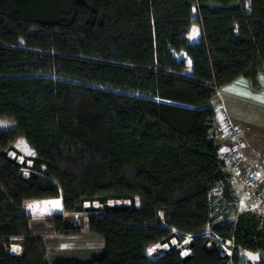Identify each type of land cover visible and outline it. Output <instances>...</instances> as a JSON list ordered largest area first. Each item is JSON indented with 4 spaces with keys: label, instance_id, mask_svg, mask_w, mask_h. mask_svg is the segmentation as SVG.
Instances as JSON below:
<instances>
[{
    "label": "trees",
    "instance_id": "1",
    "mask_svg": "<svg viewBox=\"0 0 264 264\" xmlns=\"http://www.w3.org/2000/svg\"><path fill=\"white\" fill-rule=\"evenodd\" d=\"M263 70L264 0H0V119L16 124L0 130V264H46L24 203L59 197L105 241L84 264H252L240 249L264 254L260 213L214 226L233 256L203 232L214 189L230 188L215 87L241 76L257 86ZM19 138L35 152L29 176L9 155ZM48 221L81 232L63 215ZM185 234L190 254L149 257ZM16 237L21 254L9 251Z\"/></svg>",
    "mask_w": 264,
    "mask_h": 264
},
{
    "label": "crops",
    "instance_id": "2",
    "mask_svg": "<svg viewBox=\"0 0 264 264\" xmlns=\"http://www.w3.org/2000/svg\"><path fill=\"white\" fill-rule=\"evenodd\" d=\"M212 105L216 113L225 106L231 119L241 127L244 144L241 158L242 168L248 170L255 167L259 162H264V70L257 77V86H254L250 79L243 76L222 86L220 92L213 99ZM215 125V140L221 156L222 153L230 150L232 142L221 130L218 122ZM259 184L260 187L264 188V165ZM224 185L219 184L218 186H223L222 191L227 196L230 191ZM219 192H221L220 188L216 193ZM252 193H247L246 197H252ZM43 202H47V206ZM30 203H38L37 208L30 210ZM24 209L31 217L30 229L32 233L35 237L41 238L47 247L46 264H84L104 255V239L89 231L88 226L79 234H64L48 221L52 215H64L67 218L69 215L77 214L76 212L68 213L64 210L61 197L28 200L24 203ZM74 221L73 226H77L79 224L78 219ZM14 239L19 240L20 243L17 245V249H14L16 252L13 253L21 254L23 250L22 239L19 237ZM261 255L264 256V254Z\"/></svg>",
    "mask_w": 264,
    "mask_h": 264
},
{
    "label": "rangeland",
    "instance_id": "3",
    "mask_svg": "<svg viewBox=\"0 0 264 264\" xmlns=\"http://www.w3.org/2000/svg\"><path fill=\"white\" fill-rule=\"evenodd\" d=\"M194 16H197L196 11L194 12ZM201 36H202V30L198 25H194L188 34V37L192 42L198 41L201 38ZM15 127L16 124L11 119H7V118L0 119V130H9ZM9 155L16 162L25 163L24 175L29 176L31 171L27 168L34 164L32 159L35 156V152L33 151V149L30 148V146L27 144L24 138H19L15 142L14 150L10 151ZM241 179L243 181L242 183H241ZM231 180H229V184H230V188L232 189V193H231V189L229 188L230 191L229 195L227 196L224 195L222 191L223 186L222 187L218 186L217 189H214L212 196V220L210 225L203 233L204 234L207 233L208 235L215 238L216 242H211L209 244L210 247L218 246L223 251L224 254L233 256L234 249L237 247L236 244L232 240L223 241L221 238L217 237L213 232V228L218 224L225 223L228 221L235 222L240 214L246 212L259 211L260 213H262V215H264V196L262 195L263 192L262 190L264 188L260 187V184L257 186L256 189L250 188L249 184H247V182L245 181L244 176L237 174L234 171ZM259 181H261V178ZM222 185H224V183H222ZM219 188L221 189V192L217 194L216 192L219 190ZM247 193H252L253 196L246 197ZM121 204H130V201L109 200L107 203V205L109 206L121 205ZM90 206H94L99 212H102L104 210V206L98 202H95L94 204H91L89 202L85 203V207H90ZM76 213L77 214L75 215H69L67 218H65V216L63 215L65 218V224L68 227L73 226V222H75L74 220L78 219L79 224L77 225V227H80L82 232L85 229V227L88 226L87 213L85 212H79V213L76 212ZM72 234H79V233H72ZM184 237L185 239L182 241L178 240L177 238H174L168 243L157 244L155 247L156 249L153 248L149 250L148 253L149 257L153 259L154 257L156 258L173 249L179 250L182 256H186L190 254L191 251L188 248V244L190 243V241L193 239L194 236L190 234H185ZM11 241H12V245H11L12 249L9 251L16 252L14 249H17V245L20 243V241L15 240L14 238ZM22 242L23 239L21 243ZM240 255L252 264L258 263L260 257L262 256L260 253H251L243 249H240Z\"/></svg>",
    "mask_w": 264,
    "mask_h": 264
},
{
    "label": "built area",
    "instance_id": "4",
    "mask_svg": "<svg viewBox=\"0 0 264 264\" xmlns=\"http://www.w3.org/2000/svg\"><path fill=\"white\" fill-rule=\"evenodd\" d=\"M220 87H215L217 93L220 92ZM218 124L224 134L230 138L232 146L229 151L221 154V159L224 161L226 172L228 173V180H231L233 171L237 174L243 175L247 184L250 188L256 189L259 180L262 175L264 162H259L255 167L244 170L241 166L242 158V130L241 127L236 124L230 117L229 112L225 106L221 107L216 115ZM232 181V180H231ZM262 195L264 196V189L262 190ZM258 213H260L258 211ZM262 215V213H260ZM264 217V215H262Z\"/></svg>",
    "mask_w": 264,
    "mask_h": 264
},
{
    "label": "bare ground",
    "instance_id": "5",
    "mask_svg": "<svg viewBox=\"0 0 264 264\" xmlns=\"http://www.w3.org/2000/svg\"><path fill=\"white\" fill-rule=\"evenodd\" d=\"M88 203V202H87Z\"/></svg>",
    "mask_w": 264,
    "mask_h": 264
}]
</instances>
